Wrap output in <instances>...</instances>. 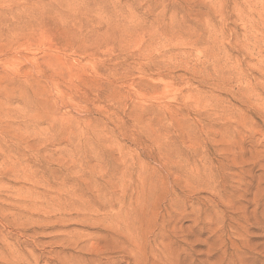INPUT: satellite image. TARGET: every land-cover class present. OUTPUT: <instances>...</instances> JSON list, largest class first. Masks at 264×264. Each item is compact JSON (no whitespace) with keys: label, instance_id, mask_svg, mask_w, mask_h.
<instances>
[{"label":"rangeland","instance_id":"obj_1","mask_svg":"<svg viewBox=\"0 0 264 264\" xmlns=\"http://www.w3.org/2000/svg\"><path fill=\"white\" fill-rule=\"evenodd\" d=\"M263 255L264 0H0V264Z\"/></svg>","mask_w":264,"mask_h":264},{"label":"bare ground","instance_id":"obj_2","mask_svg":"<svg viewBox=\"0 0 264 264\" xmlns=\"http://www.w3.org/2000/svg\"><path fill=\"white\" fill-rule=\"evenodd\" d=\"M245 233V232H244ZM220 236V235H219ZM234 242V241H233ZM262 243V242H261ZM243 244V243H242ZM264 256V255H263Z\"/></svg>","mask_w":264,"mask_h":264}]
</instances>
